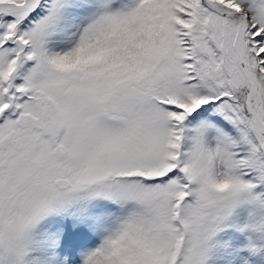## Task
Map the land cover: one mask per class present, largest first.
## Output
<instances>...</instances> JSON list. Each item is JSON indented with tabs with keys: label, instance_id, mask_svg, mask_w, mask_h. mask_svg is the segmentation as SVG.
Instances as JSON below:
<instances>
[{
	"label": "snow or ice",
	"instance_id": "snow-or-ice-1",
	"mask_svg": "<svg viewBox=\"0 0 264 264\" xmlns=\"http://www.w3.org/2000/svg\"><path fill=\"white\" fill-rule=\"evenodd\" d=\"M0 264H264V0H0Z\"/></svg>",
	"mask_w": 264,
	"mask_h": 264
}]
</instances>
